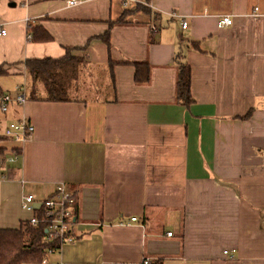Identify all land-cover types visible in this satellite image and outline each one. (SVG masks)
<instances>
[{"label":"crops","instance_id":"crops-1","mask_svg":"<svg viewBox=\"0 0 264 264\" xmlns=\"http://www.w3.org/2000/svg\"><path fill=\"white\" fill-rule=\"evenodd\" d=\"M221 17L233 23L219 28ZM35 20L52 40H28ZM1 28L19 87L25 60L66 47L98 46L101 67L87 73L88 99L28 97L3 113L5 125L28 117L34 134L4 167L15 144L1 143L0 228L30 217L23 195L38 207L66 182L76 239L49 264H264V0H0ZM107 29L109 49L97 38ZM177 56L189 107L176 100ZM134 62L151 66L149 83H135Z\"/></svg>","mask_w":264,"mask_h":264},{"label":"trees","instance_id":"trees-1","mask_svg":"<svg viewBox=\"0 0 264 264\" xmlns=\"http://www.w3.org/2000/svg\"><path fill=\"white\" fill-rule=\"evenodd\" d=\"M135 4L137 5L138 3ZM126 12L128 11L125 10L124 14ZM120 18L116 21L117 23L124 21V19ZM27 26L29 34L27 38L29 41L47 42L52 40L51 34L45 28L38 25L31 26V22H28ZM97 38L103 41L109 49V29L101 37ZM88 47L89 42L80 47H66L65 54L61 57L25 60V71L28 72L32 83L29 97L33 100L68 101L72 82L77 79V66L81 62L77 54L72 55V52L82 51ZM132 64L135 70V83H149L151 66L146 62H134ZM174 67L177 71L176 100L179 104L189 107L194 101L190 92V66L184 59L177 56L174 60ZM7 74V71L0 64V76ZM111 78L113 77L111 76ZM38 86L44 87L46 97L35 93L39 88ZM3 94L4 91L0 88V95ZM250 113L251 110L243 117H248ZM1 140L2 138L0 137V155H2L4 148L1 145ZM1 157L2 165H4L3 155ZM52 246L54 244L46 240V233L42 225L34 227L23 223L19 229L0 228V264H41L46 256L45 250ZM156 262L160 263L161 261L158 260Z\"/></svg>","mask_w":264,"mask_h":264},{"label":"built area","instance_id":"built-area-1","mask_svg":"<svg viewBox=\"0 0 264 264\" xmlns=\"http://www.w3.org/2000/svg\"><path fill=\"white\" fill-rule=\"evenodd\" d=\"M82 0H64L67 7L78 5ZM257 7L254 11H257ZM233 20L230 17H221L217 25L219 28L230 26ZM182 28L186 27V22L181 20ZM0 34H5V30L1 28ZM29 34H27V37ZM28 101L25 83L17 87L14 95L4 93L0 95V110L2 113L8 112L11 108L23 105ZM34 134V125L26 116L16 118L9 121L6 125L0 126V137L3 141L14 143L15 146L6 149L4 154V164H13L21 159V146L23 143L30 141ZM35 197L33 195H23L22 209L30 214L25 221L31 226L42 225L46 233V240L53 243L54 246L45 250V258L41 264H49V257L59 253L61 247L68 243H73L76 239L74 234V224L76 222V205L77 199L74 190L66 182H59L55 185L51 195L39 201L38 207L35 206ZM136 217H132L130 221H136ZM124 224V222H121ZM19 229V228H18ZM172 232H168L167 236H171ZM148 264V261H143ZM60 264V263H58Z\"/></svg>","mask_w":264,"mask_h":264},{"label":"rangeland","instance_id":"rangeland-1","mask_svg":"<svg viewBox=\"0 0 264 264\" xmlns=\"http://www.w3.org/2000/svg\"><path fill=\"white\" fill-rule=\"evenodd\" d=\"M10 1V0H9ZM62 4H65L64 0H60ZM35 21H31V26L35 25ZM98 46H92L90 45L87 49L82 50V51H78V52H72V55H74L75 53L77 54V56L79 57V59H81V62L78 64L77 66V79H75L72 82V87H71V91H69V98L70 97H74V96H80V98L83 99H88L91 96H93L95 94L94 92V87L91 86L89 88V85H91V83L86 82V78H87V73L89 71H91L92 73L95 72L94 67L96 68V71H98V68L101 67V64L98 63L99 61V51L98 50H93L94 48H96ZM91 58L93 59L91 61ZM98 59V60H95ZM0 63L2 64L3 68L7 71V75L0 76V80L3 81V83L1 84L2 88L5 89L6 93H13V91L15 89H17V87L19 86L17 84V81L19 79H21V77L23 76L22 74V67L20 66L21 62L18 60L15 61H10L7 58L1 59ZM88 65V66H87ZM25 72V81H26V94L29 97V93L31 90V78L29 77V74L27 71ZM27 72V73H26ZM88 89V90H87ZM4 91V92H5ZM15 93V92H14ZM36 94H38L39 96L42 97H46L45 93H44V87H40L35 91ZM3 113L0 110V126L5 125L2 117ZM2 167H4V165H2ZM21 209H22V199H21ZM21 211H25V210H21ZM25 213H27L25 211ZM23 220V219H21ZM54 260V256L51 257V261Z\"/></svg>","mask_w":264,"mask_h":264}]
</instances>
